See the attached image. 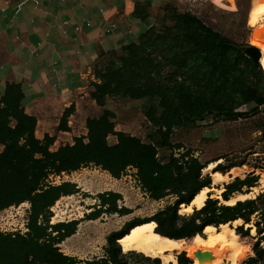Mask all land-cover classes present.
Instances as JSON below:
<instances>
[{
    "label": "trees",
    "instance_id": "1",
    "mask_svg": "<svg viewBox=\"0 0 264 264\" xmlns=\"http://www.w3.org/2000/svg\"><path fill=\"white\" fill-rule=\"evenodd\" d=\"M177 18L180 30L193 42L189 49L170 57L166 55L165 61L158 59L154 47L167 40L168 34H157L153 24L136 41L121 46L117 66L111 63L103 69L98 60L94 67L97 81L93 82L91 97L103 110L100 115L86 119L87 133L76 136L72 144L52 149L56 140L54 135L37 137V117L25 111L20 83L8 82L3 91L0 89V144L3 146L0 151V211L25 201L30 203L27 232L0 231V264H161L160 257L137 251L123 253L118 242L132 227L145 221H155L157 233L184 239L190 248L205 252L199 259L182 250L178 254L180 264H203L202 260L208 264H227V255L236 246L253 247L258 238L250 233L251 227L245 228L244 224L234 227L232 222L237 219L250 222V216L259 209L256 199L238 200L232 205L219 204L218 198L209 194L201 208L194 207L192 213L181 214V205L190 204L203 187H210L212 177L209 173L203 174L206 165L191 149L171 154L167 161H162L158 148L180 149L181 144L171 142L174 129L193 127L197 120L208 114H213L216 119H235L240 115L235 104L238 95L257 108L263 106V84L245 81L237 73L243 59L251 76L257 75L262 67L255 66L235 41L200 18L189 12L178 13ZM190 57L201 60L209 69L208 75L199 80L201 86L180 78ZM169 67L172 71L164 76L163 71ZM172 79L175 84L170 86L167 81ZM108 97L146 100L144 112L156 128L157 140L146 142L116 129L115 112L105 107ZM73 110L74 105L65 109L59 130L70 129L67 118ZM111 135L116 137V142H109ZM89 165L99 167L115 178H121L128 169L135 168L138 182L152 199L173 196L174 200L150 219L136 218L122 229L112 231L107 237L104 257L81 260L63 252L59 244L76 233L82 220L96 219L103 213L125 215L133 211L129 206H119L118 201L123 198L120 192L106 190L96 195L100 203L82 218L51 221L55 203L63 196L79 192L80 187L73 181L49 182L50 176ZM216 167L215 170L226 172L221 163ZM256 180L253 175L236 177L225 184L221 195L229 200L233 192H240L244 185L254 186ZM260 197L264 198V194ZM221 224H228L225 232L217 230L212 236L204 231L207 225ZM202 232L206 237L194 238ZM255 247L257 257L248 263L258 264L264 259V247H259L258 243Z\"/></svg>",
    "mask_w": 264,
    "mask_h": 264
},
{
    "label": "rangeland",
    "instance_id": "2",
    "mask_svg": "<svg viewBox=\"0 0 264 264\" xmlns=\"http://www.w3.org/2000/svg\"><path fill=\"white\" fill-rule=\"evenodd\" d=\"M260 1L169 0L157 14L153 25L157 34H168V39L154 47V55L158 59L165 61L164 56L170 57L184 49H189L193 42L190 39H186L184 32L178 26L177 18L178 13L189 12V14L200 18L214 30L224 33L237 44H253L261 48L263 52L261 57L263 67L261 66L262 69L258 71L257 75H250L251 72L246 68L245 59L240 61L237 73L245 81L261 82L264 88V43L257 41L260 31L264 29V16L260 17L256 7ZM182 39L186 40L182 41ZM119 52L104 53L100 57L98 65L103 69L110 66L111 63L117 66L119 64L117 53ZM202 63L201 60H195L190 57V63L185 67L180 78L193 85L201 86L200 78L206 77L205 75H208L209 72L207 65ZM171 71L169 67V69L167 68L163 71V75L167 76ZM191 78H195V80H191ZM173 79L167 81V84L173 86L175 84ZM106 104L107 108L115 112L116 129L136 135L146 142H155L157 140L156 128L148 120L144 112L146 100L111 97ZM235 104L237 112H240V115L235 119H224L222 117L216 119L213 114H208L204 119L197 120L193 127L175 128L171 142L174 144L179 143L182 147L180 149L159 147L158 156L162 161H167L171 154H179L191 149L203 164L207 165L215 161L216 163L212 170H215L217 168L216 165L219 163H221V168L226 171L225 173L236 167L238 174L235 176L231 174L232 178L229 182L235 180L236 177L245 178L248 175H253L257 178L254 186H257L258 190L254 191L252 198L249 199H256L259 209L250 216L248 226L243 219L238 224L232 222L234 227L241 224H244L245 228L251 227L250 233L252 228H255L256 232L254 235L258 238L252 248L247 246L250 250L244 248L243 252L237 256L236 260L237 264H239L243 259L249 262L251 258L257 257L255 245L258 243L259 247H261L260 241L264 239V198H258L259 195L264 194V105L257 108L254 104L245 101L241 95L237 96ZM102 109V106L95 103L89 115H98ZM85 132V125L82 123L78 127L77 133L82 135ZM108 140L110 143L116 142V137L111 135ZM58 145L59 143L52 145V147L56 149L55 147ZM1 150L2 146L0 145ZM210 172L211 170H203L204 175L210 174ZM64 180L76 182L80 187V191L63 196L55 203L52 207V222L82 218L85 213L90 212L93 207L100 203L96 195L106 190L120 192L123 198L118 201L119 206H129L133 209L131 213L125 215L103 213L96 219L82 220L76 233L59 244L63 252L77 256L81 260H93L104 257L105 248L108 245L107 237L112 231L122 229L127 222L136 218L148 220L153 214L174 200L173 196H167L160 200L152 199L141 187L133 169L127 171V174L121 178H115L109 172L94 165H89L79 170L62 174L60 178L56 179L55 183H60ZM226 183L215 187L224 191ZM210 187H213V181ZM252 187L244 185L240 192L251 191ZM212 192L215 194L212 198H218L219 204L224 203L221 197H218L220 195L218 190L214 189ZM238 192H233L231 197H234ZM179 212L181 214H190L184 208V205H181ZM1 213H4V211H1ZM18 222H21V218L15 216L8 222L6 220V227L11 228L13 224ZM227 225L216 226V230L210 235H215L217 230L225 232ZM203 237H206L204 232L197 234L194 238ZM183 250H186L190 257L193 256L188 246ZM122 252L127 253L123 250ZM180 253L182 251L173 253L177 261ZM185 256L187 257L186 253ZM190 261L192 262V260ZM172 264L180 263L178 261V263L172 262Z\"/></svg>",
    "mask_w": 264,
    "mask_h": 264
},
{
    "label": "crops",
    "instance_id": "3",
    "mask_svg": "<svg viewBox=\"0 0 264 264\" xmlns=\"http://www.w3.org/2000/svg\"><path fill=\"white\" fill-rule=\"evenodd\" d=\"M168 2L0 0V89L20 83L25 111L37 117V137L54 135L57 147L72 144L78 127L83 123L87 132L86 119L93 117L94 67L101 54L136 41ZM71 105L70 129L59 130Z\"/></svg>",
    "mask_w": 264,
    "mask_h": 264
},
{
    "label": "bare ground",
    "instance_id": "4",
    "mask_svg": "<svg viewBox=\"0 0 264 264\" xmlns=\"http://www.w3.org/2000/svg\"><path fill=\"white\" fill-rule=\"evenodd\" d=\"M256 7H257V13L260 15V17L264 16V0H261ZM257 41L259 43H264V29L260 31ZM215 163H216L215 161L210 162L203 169L207 171L211 170L210 175L212 177L213 187H209V186L203 187L195 195V197L193 198L190 204L184 205V208L188 212L194 211V207L201 208L205 204V201L209 197V194H211V196L215 195L212 192L214 189L220 192V195H218V197H221L224 203L230 205L236 203L238 200H245L248 198H252L254 191L258 190L257 186H253L251 188V191L238 192L234 197H231L229 200H225L221 195L222 190L216 188L215 186L229 182L230 179L232 178L231 174L233 176L238 174L236 171L237 168L234 167L230 170V172L224 173L219 170H212L213 167L215 166ZM241 222L242 219H237L233 223L238 224ZM246 224L247 226L249 225V223ZM222 225L225 226V224ZM155 227H156L155 221H145L143 223L137 224L134 227H132L127 234H125L123 237L118 239V242L120 243L122 250L124 252L137 251L147 256L160 257L163 264H167L171 261L177 263L178 262L177 258L175 255H173V253L175 251H182L183 249H185L188 246L186 244V241L184 239L170 238L168 236H164L160 233H157L155 231ZM215 230L216 227L213 225H207L204 229V231L208 234L212 233ZM255 230H256L255 228H252L251 233L255 234L256 232ZM188 248L190 247L188 246ZM244 248L250 250L247 246H242V245H238L234 249H232L227 255V264H237L236 258L240 253L243 252ZM195 250H196L195 248H190V251L193 253V256H196ZM201 263L208 264L204 260H202Z\"/></svg>",
    "mask_w": 264,
    "mask_h": 264
},
{
    "label": "built area",
    "instance_id": "5",
    "mask_svg": "<svg viewBox=\"0 0 264 264\" xmlns=\"http://www.w3.org/2000/svg\"><path fill=\"white\" fill-rule=\"evenodd\" d=\"M260 65L263 67L262 62ZM130 169H135V168H130ZM135 173H136V170H135ZM61 175H51L48 181L55 183L56 179L60 178ZM29 209H30V203L28 201H25L18 205H12L8 208H5L4 210H2L4 211V213H1L0 211V231L21 232V233L27 232ZM15 216H19L21 218V222L13 224L11 228H7L6 220L8 222L11 218H14ZM260 245L261 247H264V239L260 241ZM247 262H248L247 260L243 259L242 261H240L239 264H248ZM259 264H264V260L259 261Z\"/></svg>",
    "mask_w": 264,
    "mask_h": 264
},
{
    "label": "water",
    "instance_id": "6",
    "mask_svg": "<svg viewBox=\"0 0 264 264\" xmlns=\"http://www.w3.org/2000/svg\"><path fill=\"white\" fill-rule=\"evenodd\" d=\"M238 48L247 56V58H250V60L253 62L255 66L257 67L260 66L261 57L263 56V53H262V50L258 46L253 45V44H249V45H239L238 44ZM195 254L199 259H202L205 255V252L201 251L200 249H197L195 250Z\"/></svg>",
    "mask_w": 264,
    "mask_h": 264
}]
</instances>
